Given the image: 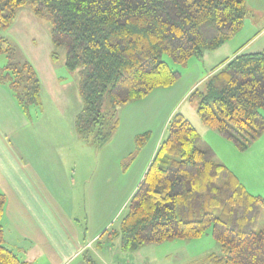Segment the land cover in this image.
<instances>
[{
    "label": "trees",
    "instance_id": "trees-1",
    "mask_svg": "<svg viewBox=\"0 0 264 264\" xmlns=\"http://www.w3.org/2000/svg\"><path fill=\"white\" fill-rule=\"evenodd\" d=\"M25 6L49 21L52 42L66 47L67 68L78 70L83 108L75 132L98 148L117 127L111 121L117 106L179 78L163 54L185 63L218 49L249 14L247 0H0V54L8 58L0 80L28 116L41 106V80L31 62L16 61L15 46L2 34ZM192 97L199 98L197 113L206 126L247 149L264 134V50L225 59ZM201 140L183 114L171 117L120 230L109 236H120L131 252L198 238L213 226L219 249L195 264H264V196L252 194ZM5 205L0 193V264H26L5 245Z\"/></svg>",
    "mask_w": 264,
    "mask_h": 264
},
{
    "label": "rangeland",
    "instance_id": "rangeland-1",
    "mask_svg": "<svg viewBox=\"0 0 264 264\" xmlns=\"http://www.w3.org/2000/svg\"><path fill=\"white\" fill-rule=\"evenodd\" d=\"M260 15L262 13L258 12L247 16L254 20ZM50 28L49 21L36 16L30 6H25L18 11L11 26L2 30V34L15 46L16 61L28 60L38 68L42 78V103L38 110L30 108V115L38 113L43 118L59 115L73 126L75 115L83 107L78 70L66 67V47L52 42ZM247 31H252V28L246 26L243 33ZM228 45L204 51L202 56H191L185 63L175 62L168 53L163 54L170 67L180 73L179 78L169 86L157 87L140 99L117 106L111 121L118 124L111 133V139L99 148L83 140L84 143L81 141L79 144L86 147L82 148L87 151L86 158L80 156L79 146L77 150L70 148V162L77 163V167L80 166L78 170L86 168L87 178H99L101 167L104 169L102 189H96L100 199L96 201L92 197L88 204L81 205V211L86 212L90 224L92 214L98 213L103 221L98 226L109 224V233L120 230L129 202L160 142L167 136L169 121L176 113L183 114L194 125L203 148H210L216 161L227 165L235 174H243L248 182L244 185L252 194L264 196V134L247 149L239 150L232 141L201 121L197 113L199 98L192 97L195 89H203L204 81L214 68L233 56L232 46ZM7 64V54H0V75ZM4 84L11 90L8 82ZM262 113L264 115V110ZM88 192L90 195L95 189ZM260 222L264 226V212H261ZM218 249L213 226H210L201 237L146 245L139 252H129V255L134 257L131 264H195L197 258ZM104 253L92 256L104 264L99 261L106 255Z\"/></svg>",
    "mask_w": 264,
    "mask_h": 264
},
{
    "label": "crops",
    "instance_id": "crops-1",
    "mask_svg": "<svg viewBox=\"0 0 264 264\" xmlns=\"http://www.w3.org/2000/svg\"><path fill=\"white\" fill-rule=\"evenodd\" d=\"M247 4L248 15H262L254 20L247 16L237 35L222 45L232 46L233 56L240 51L264 50V0H247ZM246 26L252 31L243 33ZM38 75L42 103L43 82ZM75 118L72 126L59 115L28 116L12 90L0 82V193L6 196L1 220L5 245L26 264H100L92 254L103 252L106 255L99 261L104 264H131L134 257L122 248L120 236H109V224L98 226L103 222L98 213L92 214L90 224L86 212L81 211V205L92 197L100 199L96 189H102L104 169L101 167L99 178L91 180L86 177V168L78 170L80 166L70 162V148L77 150L86 141L75 132ZM80 148V156L86 158L87 151L82 149L86 147ZM236 175L243 184L248 183L243 174ZM89 189L95 192L89 195Z\"/></svg>",
    "mask_w": 264,
    "mask_h": 264
}]
</instances>
